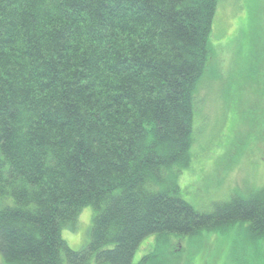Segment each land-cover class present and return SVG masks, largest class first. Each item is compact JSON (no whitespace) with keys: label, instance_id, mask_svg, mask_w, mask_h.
<instances>
[{"label":"trees","instance_id":"16d2710c","mask_svg":"<svg viewBox=\"0 0 264 264\" xmlns=\"http://www.w3.org/2000/svg\"><path fill=\"white\" fill-rule=\"evenodd\" d=\"M219 3L0 0V264H132L146 238L235 226L264 238V189L200 212L179 185ZM86 207L75 251L62 232Z\"/></svg>","mask_w":264,"mask_h":264},{"label":"rangeland","instance_id":"374dc122","mask_svg":"<svg viewBox=\"0 0 264 264\" xmlns=\"http://www.w3.org/2000/svg\"><path fill=\"white\" fill-rule=\"evenodd\" d=\"M215 14L212 55L197 94L194 159L179 178L184 198L200 212L264 189V0H220ZM92 210L81 212L76 230L62 232L75 251L88 241ZM148 255L162 264H264V238L238 226L162 242L150 237L132 264Z\"/></svg>","mask_w":264,"mask_h":264}]
</instances>
